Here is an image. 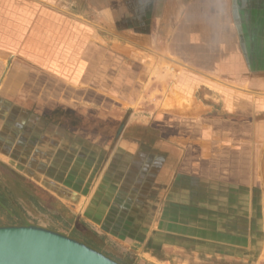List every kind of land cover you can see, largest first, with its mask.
I'll list each match as a JSON object with an SVG mask.
<instances>
[{
  "label": "crops",
  "instance_id": "1",
  "mask_svg": "<svg viewBox=\"0 0 264 264\" xmlns=\"http://www.w3.org/2000/svg\"><path fill=\"white\" fill-rule=\"evenodd\" d=\"M0 185L126 264H264V0H0Z\"/></svg>",
  "mask_w": 264,
  "mask_h": 264
},
{
  "label": "water",
  "instance_id": "2",
  "mask_svg": "<svg viewBox=\"0 0 264 264\" xmlns=\"http://www.w3.org/2000/svg\"><path fill=\"white\" fill-rule=\"evenodd\" d=\"M0 264H120L100 251L37 225L0 226Z\"/></svg>",
  "mask_w": 264,
  "mask_h": 264
},
{
  "label": "rangeland",
  "instance_id": "3",
  "mask_svg": "<svg viewBox=\"0 0 264 264\" xmlns=\"http://www.w3.org/2000/svg\"><path fill=\"white\" fill-rule=\"evenodd\" d=\"M62 1L63 2L64 1L69 2L70 0H62ZM72 1H74V0H72ZM95 1H100V0H95ZM95 17H96V15H95ZM109 30L111 32H115V29L113 26H110ZM126 32H124V33H126ZM126 37H128V36H126ZM129 38L132 39L133 37H129ZM144 43H147V42H144ZM144 43H142V44H144ZM130 44H134V42H131ZM137 44H139V43H137ZM110 56H111V58H109V59L104 58L103 62H106V63H107V61L109 62L110 66L108 69H109V71H111V73H112V71L115 72L114 76L116 75L118 69H121L124 66H128L129 64H132V61H133V59H132L130 61V63H128L126 60L123 59V56H121L117 52L111 54ZM106 63L103 65V67H106ZM101 66H102L101 63L95 62V69H94L95 75H94V77H95V84L96 85H97L96 81H101V77H102V73H103V69ZM110 93L113 96L118 97L119 95L123 96V94H129L130 92L128 89H120L119 87L114 86L113 90L111 89ZM51 215L52 214H50V213H46V214L44 213L43 216L38 215L39 217L35 218L34 222L40 223L43 226L51 228L52 230H55V231L60 230V232L66 236L77 237V238H79V240L85 239L84 238L85 235L83 233L71 232V225L73 224L72 221L55 220ZM9 222H11V220L8 219L7 213L4 210L0 209V224H6ZM146 246L148 248L150 245H146ZM209 246L210 245L205 246L206 252L209 251L208 250ZM203 258H204L203 252H200V254L199 253L195 254V253H193V251H190V249H189V251H188V249H186L183 253H182V251H178V250L174 251L173 253H171V251H170L169 254L167 255V259H169L170 264H181L183 262H185L186 264H192V263H198V262H202V261L207 262V263L213 262V257H211L210 259H206V258L203 259ZM132 264H137V263H132Z\"/></svg>",
  "mask_w": 264,
  "mask_h": 264
},
{
  "label": "trees",
  "instance_id": "4",
  "mask_svg": "<svg viewBox=\"0 0 264 264\" xmlns=\"http://www.w3.org/2000/svg\"><path fill=\"white\" fill-rule=\"evenodd\" d=\"M15 175V174H14ZM4 186V185H3ZM5 187V186H4ZM0 185V209L1 210H8L9 214L12 215V212L14 214H18L21 212V209L19 210V203L16 201L13 202H8L7 198L9 200V197H7V195L5 194V191L7 190L6 187L4 188ZM17 188L19 187V184H17ZM84 238L83 240H79V238L77 237H71L74 238L78 241L83 242L84 244L96 249V247H98V245H100V243H98V240L95 238V236L93 234H84ZM102 245H106L105 243ZM114 247V246H112ZM108 252L105 253L106 256L112 258L113 260L119 262L120 264H126V262L123 260L122 256H121V252H119V250H115L114 248H110V250H107Z\"/></svg>",
  "mask_w": 264,
  "mask_h": 264
},
{
  "label": "bare ground",
  "instance_id": "5",
  "mask_svg": "<svg viewBox=\"0 0 264 264\" xmlns=\"http://www.w3.org/2000/svg\"><path fill=\"white\" fill-rule=\"evenodd\" d=\"M185 99H187V98H185ZM193 101V100H192ZM190 103H191V101H190ZM183 107V106H182ZM189 107V106H188ZM184 108V107H183ZM169 110V109H168Z\"/></svg>",
  "mask_w": 264,
  "mask_h": 264
}]
</instances>
